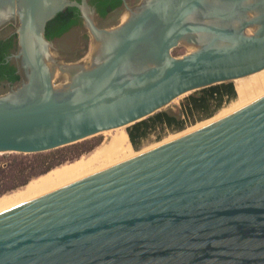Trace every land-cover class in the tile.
<instances>
[{
    "label": "water",
    "instance_id": "water-1",
    "mask_svg": "<svg viewBox=\"0 0 264 264\" xmlns=\"http://www.w3.org/2000/svg\"><path fill=\"white\" fill-rule=\"evenodd\" d=\"M90 1L0 0V32L14 26L17 40L6 62L20 75L0 95V154L181 116L177 99L264 72V0H123L110 28ZM69 8L91 38L83 60L46 37ZM0 264H264V96L1 213Z\"/></svg>",
    "mask_w": 264,
    "mask_h": 264
},
{
    "label": "trees",
    "instance_id": "trees-1",
    "mask_svg": "<svg viewBox=\"0 0 264 264\" xmlns=\"http://www.w3.org/2000/svg\"><path fill=\"white\" fill-rule=\"evenodd\" d=\"M80 1V0H79ZM99 4V12L102 16L108 14L107 6L116 9L122 4V0H93ZM79 11L69 8L60 13L47 26V39L53 40L62 37L73 26L79 23ZM16 39V36L13 37ZM13 41V40H12ZM12 44L0 42V83L6 81L15 85L20 81V75L14 64L7 63L6 58L11 54H3ZM8 51V50H7ZM6 51V52H7ZM238 98V93L234 83L220 84L189 95L181 104V116L172 111H162L127 128V134L131 145L135 150H139L142 144L156 135L160 141L165 134L180 133L198 122H203L215 117L226 105L231 104ZM96 146H85L84 143L68 146L60 150L49 152L48 154H38L41 169L32 176H43L50 171L65 165L66 162H75L84 154L90 153ZM71 162V163H73ZM38 165L37 167H39ZM27 178L23 185L27 184Z\"/></svg>",
    "mask_w": 264,
    "mask_h": 264
},
{
    "label": "rangeland",
    "instance_id": "rangeland-1",
    "mask_svg": "<svg viewBox=\"0 0 264 264\" xmlns=\"http://www.w3.org/2000/svg\"><path fill=\"white\" fill-rule=\"evenodd\" d=\"M139 1L140 0H133L131 5L132 6L137 5L139 3ZM125 16H126V12L125 11L116 13L113 16L109 17L107 20L98 22V26L100 28L115 27V26L119 25L125 19ZM3 36H4V34L0 33V38H2ZM74 38H75L74 34L71 33L68 36H66L63 40H59L58 42H56V45H57L58 49L60 50V56L62 58H64V59L69 60V61L83 60L89 54V50L91 48V38L87 37L86 48L84 50H82L80 52H73L71 50L70 45L74 41ZM186 53H187V49H185L183 47H180V48L176 49L173 54L176 57H180V56H182V55H184ZM262 73H259L257 75L251 76V77L246 78V79H243V80H241V82H240V80L234 82V84H235V86L237 88H238V84L239 83H243V85L248 90V93H247V95L245 96V99H244L246 103H249L251 100L255 99L257 96L259 97V95L260 96L263 95L264 88H260L257 85L258 81L261 80V78H259V77H260V75ZM57 82H59L58 79H56V83ZM237 88H236V90H237ZM6 92H7L6 89L0 90V95L4 94ZM187 97L188 96H183V97L177 99L173 104L176 105L180 109L182 102ZM240 102H242V99L238 95V98H237L236 101L232 102L229 105H226L225 108H223L212 119H209V120H206V121H203V122H198V123H196L194 125H189L186 130H184L183 132H180V133H176V134L168 133V134H165L160 141L157 139L156 135L151 136L148 141H146V142H144L142 144V146H141V148L139 150H135L133 148V146L131 145L130 140H129V136L127 134V128L106 132V133L100 134V135H98L96 137L90 138V139H88V140H86V141H84L82 143H84L85 146H96V147L90 153L84 154L81 157L91 156L94 152L100 151V150L106 148L109 144H111V142L113 140L124 139V138H125V140H127V141H125L126 142L125 144L129 145V146L127 145V147L130 148V152H132V153L129 152L127 154L121 155L119 157V159L117 161H115V162H107V163L97 164L94 167H92L90 170L85 172L84 174H82V175H80V176H78V177H76L74 179H71V180L67 181L64 184H61V185L58 184L59 186L57 185L58 187L57 188L54 187V188H55V190H58V189L63 188L65 186L69 185V184H72V183H74L76 181H79V180H81V179H83L85 177H88L90 175H93L95 173L103 171V170H105L107 168H110V167H112L114 165L122 163V162H124V161H126L128 159H131V158H134L136 156H139V155H141V154H143L145 152H148L149 150H152V149H154L156 147H159V146H161L163 144H166V143L174 141V140H176L178 138H181L184 135H188V134L193 133V132H195L197 130H200V129H202V128H204V127H206V126H208V125H210L212 123H215L218 120L228 116L229 114L235 113V112L239 111L240 109H242L243 106H242V103H240ZM238 103L240 104V106H239ZM250 104H252V103L250 102ZM235 105H236V107H234ZM241 106H242V108H241ZM168 109L170 110L171 106ZM48 153H44V154H48ZM71 162H73V161H71ZM71 162H66L64 164L71 163ZM38 165H40V158H39L38 154H36V155H25V154H17V153L0 154V198L6 197V196H10V195H13V194H15L17 192L23 191L24 188L32 180H34L36 178H39L40 176H32L33 174H36L37 172L40 171L42 165L37 167ZM27 178H29L27 184L23 185V182ZM52 188L51 189L49 188L51 191L47 190V191H43L41 193L48 192V194H49V192L51 193V192L55 191L54 188L53 189ZM39 194L40 193H38V196H39ZM46 194L47 193H44V195H46ZM35 196H37V194H35ZM42 196H39V197H42ZM31 197H33V196H31ZM34 197L31 198V199H29V198L28 199L30 201H32V199L34 200ZM28 199L25 200V202L23 201L22 203H20V205L23 204V203L24 204L27 203V201L29 202ZM17 206H19V204H17L16 207ZM12 208H15V207L12 206ZM12 208L10 207V209H12ZM4 210H3V212H6L9 209L6 208V211H4Z\"/></svg>",
    "mask_w": 264,
    "mask_h": 264
},
{
    "label": "bare ground",
    "instance_id": "bare-ground-1",
    "mask_svg": "<svg viewBox=\"0 0 264 264\" xmlns=\"http://www.w3.org/2000/svg\"><path fill=\"white\" fill-rule=\"evenodd\" d=\"M259 78H261V80L258 81L257 85L260 88H264V72L260 75ZM240 82H241V80H240ZM237 93H238L239 97L242 99V102H240V103H242L243 108L245 106L249 105L250 102L253 103L256 100H258L264 96V93H263V95H261V96L259 95V97L257 96L258 98L256 97L255 99H253L254 101L251 100L249 103H246L244 99L248 93V90L243 85V83L238 84ZM236 105L234 107H236ZM239 106H240V104H239ZM242 106H241V108H242ZM125 141H127V140H125V138L113 140L111 142V144H109L106 148H104L100 151L94 152L91 156L81 157L79 160H77L73 163H67L61 167H58V168L50 171L46 175H43L39 178L32 180L24 188L23 191L17 192L13 195H10V196L0 198V213H2L4 209H5L4 211H6V208L10 210V207L11 208H12V206L16 207L17 204H19V206H20V203H22L23 201L25 202V200H27L28 198L29 199L33 198L35 196V194H37V196H38V193L41 194V195L39 194V196H42V195L44 196V193L48 194V192H44V193H41V192L50 190L52 187L57 188L59 186L58 184H60V185L64 184L67 181L84 174L85 172H87L88 170H90L92 167H94L97 164L117 161L121 155L127 154L130 152V148L127 147L128 144H125L126 143ZM130 153H132V152H130ZM54 190H55V188H54ZM31 196H33V197H31ZM37 196H35V197L38 198L39 196L38 197ZM35 197H34V199H36Z\"/></svg>",
    "mask_w": 264,
    "mask_h": 264
},
{
    "label": "flooded vegetation",
    "instance_id": "flooded-vegetation-1",
    "mask_svg": "<svg viewBox=\"0 0 264 264\" xmlns=\"http://www.w3.org/2000/svg\"><path fill=\"white\" fill-rule=\"evenodd\" d=\"M133 0H129V6H132ZM90 5L92 7L95 8L96 12H97V22H101V21H105L107 20L109 17L113 16L116 13L122 12L126 10V7L124 5V2L122 0V4L117 7L116 9L111 10L110 6H107L106 9L108 10V14L106 16H102L99 12V4H97V2H93V0L90 1ZM135 6V5H134ZM13 30H14V26H8L6 28H4L0 33H3L4 36L2 38H0V42L3 43H10L12 44L11 48H7V50H5L3 52V54H12L16 51L17 49V40L13 39L14 35H13ZM74 34L75 38L74 41L72 42V44L70 45L71 50L73 52H80L82 50H84L86 48V42H87V37H90L84 27L83 21L80 18L79 15V23L76 24L75 26H73L67 33H65L62 37H56L53 38L54 41L58 42L59 40H63L66 36H68L69 34ZM46 35H47V29H46ZM13 40V41H12ZM7 51V52H6ZM9 83H7L5 80L1 81L0 83V90L6 89L8 90L9 87Z\"/></svg>",
    "mask_w": 264,
    "mask_h": 264
}]
</instances>
